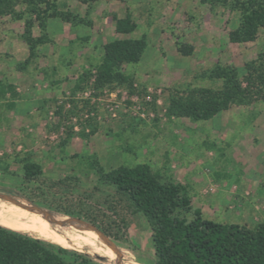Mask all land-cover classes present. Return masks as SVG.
Masks as SVG:
<instances>
[{
    "label": "rangeland",
    "instance_id": "1",
    "mask_svg": "<svg viewBox=\"0 0 264 264\" xmlns=\"http://www.w3.org/2000/svg\"><path fill=\"white\" fill-rule=\"evenodd\" d=\"M243 1L56 0L44 29L25 5L17 6L21 19L0 17V189L9 192L0 195L34 210L0 197L1 214L31 225L12 228L95 264H154L150 220L98 179L93 158L105 169L148 164L206 218L264 222V100L233 104L210 120L168 115L172 97L220 88L222 80L210 77L216 67L233 66L243 77L264 52V26L253 41H230ZM127 13L136 27L118 34L114 15ZM27 30L48 38L33 56ZM125 36L146 39L141 60L118 69L128 82L97 85L103 45ZM26 161L42 173L26 179Z\"/></svg>",
    "mask_w": 264,
    "mask_h": 264
},
{
    "label": "trees",
    "instance_id": "2",
    "mask_svg": "<svg viewBox=\"0 0 264 264\" xmlns=\"http://www.w3.org/2000/svg\"><path fill=\"white\" fill-rule=\"evenodd\" d=\"M55 2L0 0V17L12 15L21 19L24 12L17 11V6L25 5L30 12L37 13L44 29V21L58 13ZM237 7L241 11L240 24L229 33L230 41L255 40L264 26V0H246L239 2ZM64 18L69 19V14ZM114 21L118 34H129L136 27L130 13L124 17L114 15ZM30 24L32 22L28 28ZM22 38L29 46L30 56L34 55L39 45L48 41L46 35L34 37L29 30ZM146 46L144 37L125 36L105 43L96 84L103 85L114 80L128 82L129 77L120 74L118 69L139 62ZM189 53L190 49L185 51V54ZM245 69L246 73L240 77L233 66L216 67L210 77L222 80V86L217 89L202 87L193 90L187 97H172L168 115L189 117L195 121L210 120L233 104L264 100V52L247 62ZM87 76L88 73L83 78ZM88 165L98 179L115 185L132 201L136 210L150 220L154 264H264V222L250 227L206 218L200 208H192L191 198L173 181L162 178L146 163L105 169L93 158ZM23 169L28 180L42 173L41 166L32 161H26ZM0 192L9 193L4 189ZM182 211H192L193 218L182 216ZM0 264L95 263L87 254L56 246L0 223Z\"/></svg>",
    "mask_w": 264,
    "mask_h": 264
},
{
    "label": "bare ground",
    "instance_id": "3",
    "mask_svg": "<svg viewBox=\"0 0 264 264\" xmlns=\"http://www.w3.org/2000/svg\"><path fill=\"white\" fill-rule=\"evenodd\" d=\"M0 197L2 198H5V199H10L12 200L13 202H15L17 205L23 207V208H26V209H30V207H28L27 205L23 204V203H20V202H17L15 200H13L11 197H7V196H2L0 195ZM4 205V204H2ZM34 212L33 209H30ZM69 222L72 226L76 227V228H86L88 231H91L90 228L88 227H85L84 224H82L81 222H78V221H75V220H70L69 219ZM0 223L1 224H4V225H7V226H10V227H25V228H29L31 225L30 224H27V223H24V222H21L19 221L18 219L14 218V217H11V216H8V215H5V214H1L0 213ZM93 236L96 238V239H100L98 237L97 234L93 233Z\"/></svg>",
    "mask_w": 264,
    "mask_h": 264
},
{
    "label": "water",
    "instance_id": "4",
    "mask_svg": "<svg viewBox=\"0 0 264 264\" xmlns=\"http://www.w3.org/2000/svg\"><path fill=\"white\" fill-rule=\"evenodd\" d=\"M39 209V208H38Z\"/></svg>",
    "mask_w": 264,
    "mask_h": 264
}]
</instances>
